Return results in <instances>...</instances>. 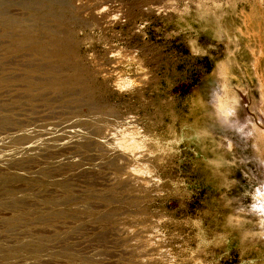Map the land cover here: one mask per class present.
<instances>
[{
    "label": "rangeland",
    "instance_id": "obj_1",
    "mask_svg": "<svg viewBox=\"0 0 264 264\" xmlns=\"http://www.w3.org/2000/svg\"><path fill=\"white\" fill-rule=\"evenodd\" d=\"M84 1L40 26L84 86L33 104L0 8V264H264V0ZM125 116L141 183L105 136Z\"/></svg>",
    "mask_w": 264,
    "mask_h": 264
},
{
    "label": "bare ground",
    "instance_id": "obj_2",
    "mask_svg": "<svg viewBox=\"0 0 264 264\" xmlns=\"http://www.w3.org/2000/svg\"><path fill=\"white\" fill-rule=\"evenodd\" d=\"M14 5L20 6L28 11L35 21L34 25H27L15 20L9 12V8ZM0 8H6V12L1 15L6 16V24L3 25L8 34L7 38L10 40L6 48L8 58H21L24 63L21 65L24 74L20 78V84L27 103L33 104L35 101L43 98L47 92H54L61 96L69 97V95L74 94L72 93L73 90L81 89L84 86L80 77H83V71H88L89 66L81 58L74 55L75 49L72 48L71 37L64 30L60 32V29L47 28L46 25L47 30L43 33L42 27H40L42 23L44 24L51 19L59 20L60 22L58 24L64 25V14L71 12L65 0H0ZM14 10L16 11V9ZM104 10L99 11L102 13ZM95 13L98 12L95 11ZM108 18L111 19L110 17ZM115 18L117 17L113 16L111 21L115 20ZM59 27L61 28L60 25ZM12 64L15 65L13 62ZM96 73H98L97 76L105 78L106 82L109 81L106 76V70L103 71L101 65ZM90 110L91 108L88 111ZM34 115H25L23 127L25 140L30 143L32 140H37L40 132L52 131L48 125L37 126L35 123L38 122V119ZM95 117L97 116L95 115ZM105 117L107 118L106 115ZM131 124H133V117L125 116L120 118L118 122L106 129L105 136L113 143L114 152L122 159L128 161L129 166H131L129 169L131 177L136 182L141 183L144 179H135V177H137L136 164L143 157L141 156L142 154L133 150L127 140Z\"/></svg>",
    "mask_w": 264,
    "mask_h": 264
}]
</instances>
